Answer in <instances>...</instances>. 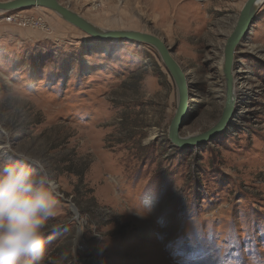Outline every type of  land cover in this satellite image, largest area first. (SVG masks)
<instances>
[{"label": "rangeland", "instance_id": "rangeland-1", "mask_svg": "<svg viewBox=\"0 0 264 264\" xmlns=\"http://www.w3.org/2000/svg\"><path fill=\"white\" fill-rule=\"evenodd\" d=\"M58 1L98 27L148 32L172 48L189 83L180 135L217 122L223 45L245 0ZM234 67L231 121L211 141L177 148L167 137L176 88L153 48L96 40L42 7L0 12V164L27 154L57 186L42 264L264 255V2Z\"/></svg>", "mask_w": 264, "mask_h": 264}, {"label": "water", "instance_id": "water-1", "mask_svg": "<svg viewBox=\"0 0 264 264\" xmlns=\"http://www.w3.org/2000/svg\"><path fill=\"white\" fill-rule=\"evenodd\" d=\"M264 0H245L234 26L230 34L226 37L223 45L221 70L224 79V105L217 122L208 130L188 136L180 135V129L184 125L185 119L189 109V83L188 79L173 56V50L158 36L148 32L131 30V29H103L91 23L80 14L74 12L69 7L64 6L58 0H6L0 1V12H8L27 7H42L46 8L61 19L81 30L86 35L91 36L96 40L103 41H133L136 43L144 44L153 48L167 72L171 76L177 96V104L174 115L169 123L167 130V137L172 146L177 148H189L198 144H204L211 141L222 133L231 118L234 115V107L236 94L234 90V52L236 46L240 43L241 39L247 33L250 25L254 21L255 15L259 6ZM70 204L71 209L77 215V210L73 204ZM79 235L74 241V245L78 242Z\"/></svg>", "mask_w": 264, "mask_h": 264}, {"label": "clouds", "instance_id": "clouds-1", "mask_svg": "<svg viewBox=\"0 0 264 264\" xmlns=\"http://www.w3.org/2000/svg\"><path fill=\"white\" fill-rule=\"evenodd\" d=\"M57 204V186L34 157L17 154L0 164V264H42ZM149 210L135 214L143 218ZM246 264H264V255L250 253Z\"/></svg>", "mask_w": 264, "mask_h": 264}, {"label": "built area", "instance_id": "built-area-1", "mask_svg": "<svg viewBox=\"0 0 264 264\" xmlns=\"http://www.w3.org/2000/svg\"><path fill=\"white\" fill-rule=\"evenodd\" d=\"M17 17H18V14L17 13H11V14H9V16H6L5 17V20L12 21L13 19H15Z\"/></svg>", "mask_w": 264, "mask_h": 264}, {"label": "trees", "instance_id": "trees-1", "mask_svg": "<svg viewBox=\"0 0 264 264\" xmlns=\"http://www.w3.org/2000/svg\"><path fill=\"white\" fill-rule=\"evenodd\" d=\"M182 149H185V148H182Z\"/></svg>", "mask_w": 264, "mask_h": 264}, {"label": "bare ground", "instance_id": "bare-ground-1", "mask_svg": "<svg viewBox=\"0 0 264 264\" xmlns=\"http://www.w3.org/2000/svg\"><path fill=\"white\" fill-rule=\"evenodd\" d=\"M223 75V74H222Z\"/></svg>", "mask_w": 264, "mask_h": 264}]
</instances>
